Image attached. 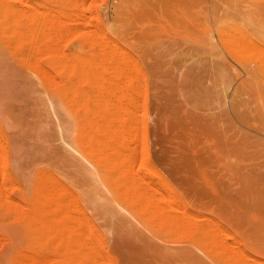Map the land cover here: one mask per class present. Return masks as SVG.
Segmentation results:
<instances>
[{"label":"rangeland","instance_id":"obj_1","mask_svg":"<svg viewBox=\"0 0 264 264\" xmlns=\"http://www.w3.org/2000/svg\"><path fill=\"white\" fill-rule=\"evenodd\" d=\"M9 1L0 264H264V0Z\"/></svg>","mask_w":264,"mask_h":264},{"label":"bare ground","instance_id":"obj_2","mask_svg":"<svg viewBox=\"0 0 264 264\" xmlns=\"http://www.w3.org/2000/svg\"><path fill=\"white\" fill-rule=\"evenodd\" d=\"M7 1H8V0H7ZM7 1H5V3H3V1L1 2L2 7H5V6H3V4H5L6 7H7V5H8V7L11 6L10 9H13V6H12V5L15 4V2H14V3L11 2L12 4H10V1H9V3H8ZM6 2H7V3H6ZM261 2H262V1H261ZM1 4H0V5H1ZM9 4H10V5H9ZM15 6H16V4H15ZM17 7H18V6H17ZM5 10H7V9H5ZM15 10H16V8L14 9V12H15ZM19 10H20V9H19ZM0 12H1V11H0ZM4 12H5V11H4ZM16 12H19V11H16ZM16 12H15V14H16ZM6 13H7V12H6ZM30 13H31V12H30ZM17 14H18L17 16L19 17V14H20V13H17ZM21 14H22V13H21ZM32 14H33V13H32ZM34 14H35V13H34ZM6 15L8 16V14H6ZM9 15H10V14H9ZM13 15H14V13H13ZM27 15H28V14H27ZM27 15H26V17H28ZM218 15H219V14H218ZM31 16H33V15H31ZM21 17H22V16H21ZM35 17H37L36 14H35ZM32 18H33V17H32ZM7 19H8V17H7ZM14 19H15V18H14ZM34 19L37 20L38 18H34ZM39 19H40V18H39ZM2 20H3V19H2ZM36 20H34V21H36ZM243 20H244V19H243ZM8 21H9V19H8ZM13 22H14V21H13ZM31 22L33 23V21H31ZM19 23H20V22H19ZM36 23H37V22H36ZM38 23H39V21H38ZM21 24H22V23H21ZM11 25H12V24H11ZM15 25H16V24H15ZM17 26H18V25H17ZM20 26H21V25H20ZM22 27H23V26H22ZM233 27H234V26H233ZM13 28H14V26H13ZM43 28H44V27H43ZM234 29H235V28H234ZM26 30H27V29H26ZM235 30H238V28H236ZM28 31H29V30H28ZM23 33H24V31H23ZM225 33H226V32H225ZM236 33H237V32H236ZM241 33H242V32H241ZM246 33H247V32H246ZM248 34H249V33H248ZM12 35H13V34H12ZM25 35H26V34H25ZM245 35H246V34H245ZM26 36H27V35H26ZM229 36H232V34L229 35ZM234 37H235V36H234ZM237 37H238V38H239V37L241 38V36H237ZM244 37H246L245 40L249 38L247 35L244 36ZM247 37H248V38H247ZM231 38H232V37H231ZM231 38H230V39H231ZM235 38H236V37H235ZM238 38H237V40H238ZM36 39H37V38H36ZM233 39H234V38H233ZM233 39H232V40H233ZM235 40H236V39H235ZM240 40L243 41V38H241ZM248 40H249V39H248ZM248 40H247V41H248ZM32 42H33V41H32ZM233 42H234V41H233ZM235 42H236V41H235ZM238 42H239V41H238ZM250 42H251V41H250ZM251 43H253V42H251ZM32 44H33V43H32ZM238 44H239V43H238ZM254 44H255V43H254ZM28 45H29V44H28ZM235 45H236V44H235ZM36 47H37V46H36ZM251 47H252V45H251ZM251 47H250V48H251ZM257 48L259 49V47H257ZM258 49H257V50H258ZM252 50H253V47H252ZM255 50H256V49H255ZM28 59H29V57H28ZM37 73H38V72H37ZM39 73H40V71H39ZM39 73H38V74H39ZM44 73H45V72H44ZM41 74H42V71H41ZM39 75H40V74H39ZM48 76H49V75H48ZM39 77H41V76H39ZM54 78H55V77H54ZM50 83H51V82H49V84H50ZM58 83H59V82H58ZM44 84H45V83H44ZM47 85H48V84H47ZM142 191H143V192H142ZM142 191H141V194H140V192H138V193L140 194V197L142 198L144 195H143V196H141V195H142V194H145L144 198H147V197H146V191H144V190H142ZM144 198H143V199H144ZM88 251H91V250H88ZM36 254H37V253H36ZM29 257H30V256H29ZM29 257H28V258H29ZM89 257H90V256H89ZM28 258H27V259H28ZM34 258H35V257H34ZM93 259H94V258H93ZM36 260H37V259H36ZM38 260H39V259H38ZM89 260H90V259H89ZM33 261L35 262V260H33ZM36 262H37V261H36ZM36 262H35V264H36ZM39 262H40V261H38V263H39ZM23 263H24V262H23ZM26 263H27V261H26ZM32 263H33V262H32Z\"/></svg>","mask_w":264,"mask_h":264}]
</instances>
